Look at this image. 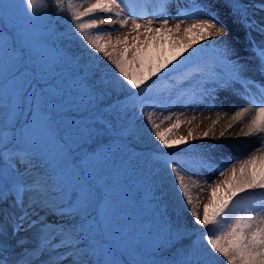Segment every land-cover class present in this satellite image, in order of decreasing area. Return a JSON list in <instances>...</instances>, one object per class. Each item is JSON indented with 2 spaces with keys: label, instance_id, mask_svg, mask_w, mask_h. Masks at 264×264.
Listing matches in <instances>:
<instances>
[{
  "label": "snow or ice",
  "instance_id": "obj_1",
  "mask_svg": "<svg viewBox=\"0 0 264 264\" xmlns=\"http://www.w3.org/2000/svg\"><path fill=\"white\" fill-rule=\"evenodd\" d=\"M23 4L19 14L0 19L10 80L0 106V264H215L216 256L226 264H264V201L254 199L257 192L264 194V40H250L256 59L250 66L221 39L228 28L215 6L176 0L172 16L169 0H127L126 12L119 0H94L83 10L76 0H66V6L65 0H53L50 16L37 11L48 7L46 0ZM225 6L249 35L264 36V17L256 18L264 11V0H225ZM147 15L160 19L144 20ZM60 16L67 18L63 31ZM171 19L178 22L170 24ZM129 24V32L112 39L113 32ZM73 33L107 60L112 81L93 71L66 43ZM169 73L180 80L173 103L215 102L221 92L246 98L251 107L232 116L234 123L243 124L237 135L261 137L260 148L230 166L216 167L211 156H157L170 167L182 202L200 226L194 230L198 240L187 245V231L161 227L167 208L154 191L149 202L155 207L140 228L116 197L129 173L138 177L133 160L137 129L129 113L157 106L150 97L152 85ZM146 121L164 149L186 145L195 151L193 141L209 136L189 131L187 137L172 139L170 133L181 127L179 119L163 130L164 121L155 123L152 113H146ZM205 169L223 179L203 181L210 193L201 215L181 173L198 175ZM197 186L199 181L192 180L191 187ZM142 198L139 192L127 197L132 203ZM121 216L127 218L133 240L140 241L131 248L133 260L113 245L93 243L98 239L94 232H106Z\"/></svg>",
  "mask_w": 264,
  "mask_h": 264
},
{
  "label": "rangeland",
  "instance_id": "obj_2",
  "mask_svg": "<svg viewBox=\"0 0 264 264\" xmlns=\"http://www.w3.org/2000/svg\"><path fill=\"white\" fill-rule=\"evenodd\" d=\"M242 1L250 4L258 2V0ZM78 2H80L78 5L81 6V10H83V8H86L90 3H93L94 0H78ZM123 2L126 4L127 0H123ZM179 2L180 4L187 5L198 3L205 7H211L213 0H180ZM22 4L23 0H0V19L6 15L19 14L21 7L23 9H26L27 7L26 3ZM153 6V4L151 6L149 3V10H151ZM121 10L126 12L125 8L121 7ZM214 10L217 12L219 20L228 28V35L221 39L227 40L240 53V55H242V57L248 56L247 49L251 50V45L247 40L249 38L247 33L248 30L243 23L239 22L230 14V10L225 6V0H223L222 6H218L216 9L214 8ZM37 11L38 13L44 12V10L39 7ZM169 12L176 14L174 11ZM261 17H264V11L259 12L256 18L260 19ZM148 19L159 20L160 17L159 15H147L144 17V20ZM144 20L140 22L143 23ZM177 22L176 19L170 20V24H175ZM191 22L192 21L189 20L186 24ZM186 24L182 25V27L186 26ZM156 26L159 25L157 24ZM114 27L119 28V25H115ZM129 30L130 24L128 28L113 32L112 39L124 35L129 32ZM105 39H107V37H105ZM66 43H68L73 51L76 52L81 49H87V52H89L88 57L90 56L91 58L89 61V67L91 69L93 68L94 70H92L95 71L96 68L94 64H96L98 69L105 70L103 76L106 81L113 80L114 71L111 69V66L108 65L107 60H105L101 54L97 55V53L88 49L75 33H73L71 40ZM204 43L211 47L209 42L206 41ZM196 47L200 48L201 46L198 45ZM249 56L245 61L250 66H254L256 64V59L253 53ZM8 65V52L4 45L0 43V106H2V101L6 97L10 85L8 73L6 71ZM250 75H252V73H250ZM164 76L166 75L161 74V77ZM256 79L259 80L260 77L257 75ZM151 83L152 82H149V84ZM185 86H187L186 83ZM236 88H238L237 85ZM116 92L121 94V90L118 86L116 87ZM220 96L221 99L219 101L208 102L214 104L212 107H209L208 103L205 102H201L200 108H196L195 104H190V106H194V110H185L181 107H175V104L173 107L167 105L164 109H153L151 106L145 105L143 108V114L139 108L134 114L132 112L129 113L132 122L137 129L134 138V152L136 155L133 157V160L137 166L138 177L135 173H129L128 184L123 187V191L117 190L116 197L118 201L127 208L128 214L136 221V228H140L143 221L151 216L152 210L155 206L149 201L151 199L152 191H154L163 202L162 206H166L167 208V213L161 221V227L172 229L179 228L182 232L187 231V236L184 240H190L193 243H195L199 237V232L194 230L200 226L194 225L188 206L182 202L181 195L175 183L174 174L171 173L170 167L163 163L162 160L157 159V156L160 153H166L170 157H183L189 160L211 156L212 162L215 166L222 167L224 165L230 166L236 159L246 158L249 153H252L261 147V137L259 136H252L244 139V143L241 141L234 144L229 143L231 141L228 140L232 139L231 137L236 135L239 129L243 127V124H240L225 132V130L228 129L229 123L232 121V116L239 108H241V106H235L232 104L238 97H240V95H233L231 92H221ZM150 97L158 100L161 104H165L172 98V94L169 93V89H165L160 90L157 93H151ZM149 112L152 113L155 123L160 124L161 121H164L161 130L170 127L177 121V119L182 122L181 127L170 133V138L172 139L181 136L187 137L189 131H192L196 136H201L203 132L207 131L209 136L207 139L193 141V144L196 145L195 151H189V146L186 145H181L178 149H164L150 132V125H148L146 121V113ZM165 117H171V119L165 120ZM221 132H225L223 137L220 135ZM216 140H218V142H216ZM223 143H227V145H223ZM121 155L123 154L121 153ZM88 171L91 173V169H88ZM181 174L185 176L186 182L190 185L194 203L198 202L200 204L199 211L202 215L203 204L207 202L210 193V189L203 185V181L207 179L210 182H214L218 179H223V177H220L217 171H211L208 169L199 171L198 175H193L190 171H185ZM189 177H191V179H189ZM139 178L143 179L141 180ZM192 180L199 181V186L191 187ZM202 188L203 190H201ZM137 192L143 193V198L138 203H132L127 199L128 196L135 195ZM254 199L257 203L264 201V194L257 192ZM126 224L127 218L121 216L106 232H94L93 235L97 236L98 239L93 240V243L99 244L100 247L113 245L124 251L126 259L133 260L134 257L130 254L131 248L134 244L140 243V241L133 240ZM122 230L128 234L124 239H122ZM200 230L203 231V229ZM103 241H107L108 244H104ZM135 259H139V257H135ZM223 262L225 261L223 260ZM215 264H222V258L216 256Z\"/></svg>",
  "mask_w": 264,
  "mask_h": 264
},
{
  "label": "trees",
  "instance_id": "obj_3",
  "mask_svg": "<svg viewBox=\"0 0 264 264\" xmlns=\"http://www.w3.org/2000/svg\"><path fill=\"white\" fill-rule=\"evenodd\" d=\"M46 3L48 4V7L47 8H45V9H43L44 10V12L45 13H47L48 15H53V8H54V4H53V0H46ZM76 3L78 4V3H80V2H78V0H76ZM65 6H66V0H65ZM57 19H59L60 21H61V24H60V30H66L67 29V27H68V25H67V23L65 22L66 21V17H64V16H60V17H57ZM73 50V49H72ZM75 53H78L77 55H82V57H83V62L84 63H86V64H88V66H89V61H90V56L88 57V54H89V52H87V49H81L80 51H78V52H76V51H74ZM98 55V54H97ZM88 57V58H87ZM87 58V59H86ZM86 59V60H85ZM95 62V61H94ZM95 65V68H96V70L95 71H97V72H99L101 75H104L105 74V70L104 69H98L97 67H96V64H94ZM93 69V68H92ZM94 70V69H93ZM175 76H178V74H175V73H169L167 76H166V79H167V81L170 83V84H173L174 82H176V80H175ZM117 94H119V92H117ZM122 233H123V236H122V239H124L125 238V236H128V234L127 233H125L124 232V230H122L121 231ZM188 241H190V240H184V243L185 244H187L188 243ZM163 254L165 255V256H167V255H169V251H168V249H165L164 250V252H163ZM174 254V253H173ZM222 264H226V262H223V258H222Z\"/></svg>",
  "mask_w": 264,
  "mask_h": 264
},
{
  "label": "bare ground",
  "instance_id": "obj_4",
  "mask_svg": "<svg viewBox=\"0 0 264 264\" xmlns=\"http://www.w3.org/2000/svg\"><path fill=\"white\" fill-rule=\"evenodd\" d=\"M236 104H237V105L240 104L241 108H243V107H251V104H250V103H249V105L244 104V103H240V100H238ZM241 108H239L238 110H240ZM238 110H237V111H238ZM231 123H234V122L231 121ZM240 124H242V123H234V127H236V126H238V125H240ZM241 128H242V127H241ZM241 128H240V129H241ZM240 129H239L238 133L240 132ZM238 133H236V135H233V136L231 137L232 139L228 140V141H231V142H229L230 144H234V143H237V142H239V141L243 142V141H245L244 139L249 138V137L238 136V135H237ZM228 141H226V142H228ZM216 142H218V140H216ZM243 143H244V142H243ZM223 145H227V143H223Z\"/></svg>",
  "mask_w": 264,
  "mask_h": 264
}]
</instances>
